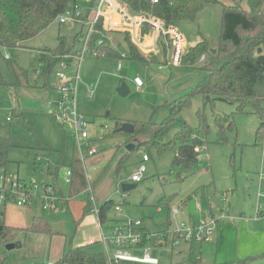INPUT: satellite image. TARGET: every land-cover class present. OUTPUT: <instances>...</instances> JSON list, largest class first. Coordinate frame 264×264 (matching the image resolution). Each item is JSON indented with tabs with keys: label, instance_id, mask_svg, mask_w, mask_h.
Instances as JSON below:
<instances>
[{
	"label": "rangeland",
	"instance_id": "1",
	"mask_svg": "<svg viewBox=\"0 0 264 264\" xmlns=\"http://www.w3.org/2000/svg\"><path fill=\"white\" fill-rule=\"evenodd\" d=\"M216 1V4L204 6L194 21H183L175 25L185 37L187 47L205 40L211 50H215L222 6L250 9V0ZM68 2L71 5L73 0ZM81 30L82 26L78 22L60 25L53 21L37 36L24 42L22 48L13 53L15 57L11 61L5 59L10 54L0 49V138H10L13 143L7 153L8 162L4 172L6 178H17L36 186L28 205L17 206L14 201L7 203L4 225L13 229L26 228L30 226L33 216L42 215V186L51 181L47 174L48 165H60L58 185L65 198L69 185L64 182V174L76 156L86 180V188L73 195L68 208H61L51 215L45 214L51 233L34 234L9 229L6 238H0V264H51L61 259L63 252L71 247L82 246L90 253L102 252L97 214L92 211L77 221L88 201L92 202L93 207H99L104 199L109 198L116 203L124 201L119 207V214H112L111 217L143 222L150 231L160 229L157 225L167 215L166 206L160 208V213L156 212L161 202L166 205L163 198L170 199V207L181 208L185 201L186 208L183 207L184 214L181 216L183 219L197 220L201 217L208 220L211 212L219 219L233 212L241 213L242 209L246 217H249V212L264 213V179L260 180V173H264L263 149L254 146L258 127L255 116L234 113L233 105L218 101L213 105L205 104L202 96L193 97L190 105L182 110L179 119L190 127L193 133L191 138L197 135L198 111L204 112L209 122L212 111L215 114L232 115L233 125L231 129L225 130L221 138L216 129L211 128L206 141L203 139L205 143L198 157V165L191 172L172 166L177 146L162 154L155 149L131 153L125 150L128 142L131 143L127 134H114L115 125L119 121H163L170 114L168 104L203 81L207 74L203 70L189 69L182 63L179 67L160 68L157 63L148 64L127 58L97 59L83 55L75 100L78 112L88 123V147L84 143L81 148L78 147L69 131L66 130L64 134L51 115L53 102L60 98L59 88L64 85L56 73L64 72L70 80L75 75L78 59L73 58L65 70L56 64L50 75L45 77L37 62L36 51L55 49L59 38H62L65 50L71 52V55L80 50L79 41L74 44V38ZM106 37L108 45L120 57L122 53L128 54L123 33L110 32ZM204 56L206 63L209 56L207 53ZM118 62L122 66L120 71H116ZM8 63L16 64L19 73L17 86L13 85ZM206 65L199 60L196 66ZM136 76L143 82L140 89L132 82ZM121 80L129 88L125 97L116 93ZM90 88L92 94L89 93ZM12 115L16 119L13 125L10 122ZM178 129L179 122L166 136V143L172 140ZM89 148L96 152L88 155L86 151ZM79 151L82 152V158ZM142 154L149 156V161L145 163L147 170L144 179L134 189L124 193L121 185L133 184L128 181V177L139 166ZM120 161L122 163L119 165ZM179 172L188 176L182 181H176ZM88 187L91 191L86 190ZM103 233L108 234V229H104ZM90 240L95 243L89 244ZM5 241L13 245L18 242L19 247L14 245L6 249ZM212 241L214 235L209 241L195 243L191 254L185 242L172 248L170 245L150 246L148 254L156 258L158 264H191L196 260L201 264H212L216 252ZM142 254V251L134 252L135 256L140 257Z\"/></svg>",
	"mask_w": 264,
	"mask_h": 264
},
{
	"label": "trees",
	"instance_id": "2",
	"mask_svg": "<svg viewBox=\"0 0 264 264\" xmlns=\"http://www.w3.org/2000/svg\"><path fill=\"white\" fill-rule=\"evenodd\" d=\"M122 1L134 13H146L160 18L166 27L175 26L177 23L183 21L192 22L204 6L217 3L216 0H157L156 3H153L151 0ZM263 5V0H250L249 10H244L240 7L222 6L219 36L215 52L212 53L208 42L204 40L192 47H188L181 59L184 67L205 71L207 73L205 78L187 94L168 104L170 114L160 123H153L151 121L145 123L132 122L134 124L133 132L124 133L127 134L126 136L131 140V143L135 142V148L131 153H137V151H142L143 149L147 151L155 149L157 153L162 154L170 148L177 146L172 159V166L178 167L184 172H191L192 169L197 167L198 155L194 149L198 146L204 147L206 135L210 133L212 127L216 129L218 137L221 138L226 129L232 128L233 122L231 121L232 115L215 114V111H212L211 122H209L204 112L198 111L197 135L191 138L193 133L190 127L185 122H180L179 119L182 110L187 108L193 97L196 96H202L205 104L212 103L213 105L216 101L223 102L235 106L234 113L255 116L258 120V127L255 132L254 146L262 147L264 150ZM68 6V0H0V49H4L10 54V56L8 55V59L5 58L6 61H11V58L15 57L13 53L22 48L24 42L45 30ZM77 36L74 38V44L77 41ZM100 38L101 35L97 34L94 36L92 45L90 46L91 52H86L85 55H91L97 59L101 57L120 59L118 53L108 44L101 46L95 44ZM125 38L128 48L127 59L143 61L148 64H165V60L163 61L159 57H146L140 54L128 41L126 36ZM102 39L104 38L102 37ZM69 53L71 52L65 50V42L62 38H59L58 46L55 49H38L36 51L37 62L41 66L42 74L48 77L54 66L59 61L65 59V56H68ZM76 53L72 52V55ZM205 53L209 56V61L206 63ZM202 56H204V61L201 62L207 65L197 67L196 65ZM8 68L13 85L17 86L19 83V73L16 64L8 63ZM206 96L210 97L209 101L205 100ZM217 115L220 117H216ZM15 121L16 119L12 115L10 119L11 125ZM177 122H179L178 131L174 133L172 140L166 143V136ZM122 123L121 121L117 122L115 130ZM60 127L61 131L65 134L66 130L62 126ZM114 134L119 133L114 132ZM128 143L130 144V142ZM11 147H13V143L10 138H0V177L6 176L4 168L8 162L7 153ZM121 163L122 161H120L119 165ZM59 169L60 165H48L47 174L51 181L43 184L42 190L50 186L57 196V205L61 209L68 204L73 195L78 193L79 189L86 188V180L81 171L80 160L76 156L67 168L71 170L72 176L68 194L65 198L58 185ZM187 176L179 172L176 176V181H182ZM15 179L16 182L22 185L21 190L25 189L29 194L32 185L21 182L17 178ZM74 184L78 185L79 188H74ZM1 194L4 195V199L0 202V208H2V211H0V238L5 239L6 232L9 229L35 234L51 233V229L45 218L46 213L43 211L42 215L33 216L30 226L26 228L13 229L4 225V210L8 202H15L16 195H12L9 188L1 189ZM163 200H166V205L164 202H161L159 208L166 206L168 212L170 199L163 198ZM123 204L124 201L116 203L111 199L105 201L100 207H97V219L104 229H108L113 224L118 223L119 220L113 219L111 215L115 207H120ZM185 205L184 201L182 206ZM92 211V203L88 201L83 208L80 219L77 221H81L87 213ZM211 216H213L212 212ZM170 220L172 219L167 218L166 223H170ZM4 243L7 244L8 241ZM54 264H107V261L102 252L90 253L84 247H71L67 251H64L61 259ZM191 264L199 263L193 262Z\"/></svg>",
	"mask_w": 264,
	"mask_h": 264
},
{
	"label": "built area",
	"instance_id": "3",
	"mask_svg": "<svg viewBox=\"0 0 264 264\" xmlns=\"http://www.w3.org/2000/svg\"><path fill=\"white\" fill-rule=\"evenodd\" d=\"M151 1L153 3L157 2V0ZM55 21L60 25L78 22L82 26V30L77 36L80 50L75 55L65 56V59L58 63L60 68L65 70L73 58L78 59L75 75L70 80L64 72L56 73V77L64 82V85L59 88L60 98L57 102H53L51 113L55 123L69 131L80 148L82 143L88 147V123L85 122L84 116L77 110L75 93L81 60L86 52H91L90 46L95 35H101V38L95 42L97 46H101L108 44L107 33H123L138 52L147 56H160L163 61L165 60V64L160 65V68L165 66L168 68L179 67L181 59L188 48L185 37L175 26L166 27L160 18L151 14L134 13L122 0H73L72 4ZM126 57L127 55L122 53L120 59ZM6 58L8 59V56ZM200 60L204 61V56ZM121 68V62H118L116 71H120ZM132 82L137 89L143 86V82L139 77H134ZM89 93L92 94L91 88ZM203 148L198 146L194 149L198 157ZM95 152L92 148L86 151L88 155ZM79 155L82 158L81 151H79ZM148 161L149 156L142 154L139 166L128 178L130 183L137 184L144 179L147 170L145 163ZM71 176V170L66 169L63 179L68 185L71 182ZM6 177H0V190L9 188L11 194L16 195L15 203L17 206L30 203L33 189H36V186H32L28 194L25 189L21 190L22 185L16 182V179ZM262 179H264L263 172L260 173V180ZM86 190L91 191V188L88 187ZM3 199L4 195L1 194L0 202ZM57 201V196L50 186L42 190L41 208L44 213L51 215L58 212L60 207L57 205ZM93 212L97 214V207H93ZM114 212L119 214V207H115ZM170 213L172 220H170V223H166L163 230L158 232L143 230L142 222L139 221L118 219V223L108 228V234H104V228L99 224L101 230L100 242L103 247L102 253L107 264H158V260L148 254L150 246L168 247L170 245L172 247L180 242L191 244L209 241L217 228V222L220 218H223V216L219 219L211 216L208 220L200 219L197 223H188L177 220L180 213L178 207H172ZM136 251H142V256H135L134 252Z\"/></svg>",
	"mask_w": 264,
	"mask_h": 264
},
{
	"label": "crops",
	"instance_id": "4",
	"mask_svg": "<svg viewBox=\"0 0 264 264\" xmlns=\"http://www.w3.org/2000/svg\"><path fill=\"white\" fill-rule=\"evenodd\" d=\"M144 56L149 57L147 55ZM155 57H160V56H155ZM74 188L77 189L79 188V186L74 184ZM79 191L81 190L79 189L78 192ZM107 200H111V198L104 199V202ZM69 203L70 200L68 201V204H66L64 207L68 208ZM173 207H178V206H173ZM183 207L181 208L178 207L180 209V213L177 217L178 221L197 223L200 219H203L201 217L197 220H193L192 218L190 219L181 218V216L184 214ZM171 208L172 207L169 206V211ZM242 210L244 211V209ZM169 211L167 212V215L164 218L163 222L157 225L160 226V229H157V231H150L146 228L143 222H142V229L148 232H158L163 230L166 226L167 218H171V213H169ZM243 211L241 213L240 211H237L236 213L233 212L232 215L228 214L227 217L223 216V218L219 220L217 224V228L214 232V241L211 242L212 244H214L216 249L215 259H213L212 264H264V213L258 212L257 214L256 213L250 214L251 212H249L247 213L249 217H246V214ZM156 212L157 213L161 212L159 207L157 208ZM112 214L116 216L114 211ZM253 215L255 218L253 217ZM230 220H233L234 222H231ZM94 243L95 242L93 240L89 241V244H94ZM100 244L102 245L101 242ZM194 244L195 243H191V244L186 243V245L189 246L186 247V249L189 250L190 254L193 252ZM195 262L201 264L199 260H196Z\"/></svg>",
	"mask_w": 264,
	"mask_h": 264
},
{
	"label": "water",
	"instance_id": "5",
	"mask_svg": "<svg viewBox=\"0 0 264 264\" xmlns=\"http://www.w3.org/2000/svg\"><path fill=\"white\" fill-rule=\"evenodd\" d=\"M215 51L212 50V53H214ZM116 93L121 96V97H125L128 93H129V88L128 86L122 82L119 84V86L116 88ZM206 101H209L210 100V97L209 96H206ZM134 130V124L132 122H123L121 124V126L119 128H117L115 130L116 133H132ZM135 148V144L134 143H130V144H127L125 146V150L127 152H131L133 149ZM136 187V184H122L121 185V189L124 193L134 189ZM15 247H19V243L17 242L16 244H14ZM13 244H7L6 245V249H11L14 247Z\"/></svg>",
	"mask_w": 264,
	"mask_h": 264
}]
</instances>
